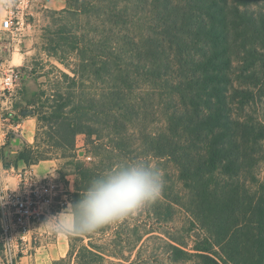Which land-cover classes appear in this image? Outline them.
Masks as SVG:
<instances>
[{"label": "trees", "instance_id": "trees-1", "mask_svg": "<svg viewBox=\"0 0 264 264\" xmlns=\"http://www.w3.org/2000/svg\"><path fill=\"white\" fill-rule=\"evenodd\" d=\"M104 1L110 4L107 13L93 12L108 18L115 32L114 44L103 42L92 48L85 42L82 48H77L79 74L75 78L63 74L70 89L66 94H55L57 99L47 106L50 113L42 117L48 133L61 136V141L54 143L65 152L74 149L80 134L92 142L95 138L104 143L100 149L104 160L99 165L77 168L75 197L79 199L80 192L94 176L113 167L114 158L136 152L131 141L134 135L128 134L129 124L140 114L137 109L143 107L141 103L130 105L127 92L147 87L148 93L138 101H144L146 106L147 101L159 98L167 117L164 128L142 138L145 151L152 159L178 166L179 182L190 191L183 199L192 198V203L187 204L197 208L196 225L206 232L203 242L194 247L197 254L185 251L186 246L176 240L172 247L176 262L198 258L201 264H222L217 255L225 264H264V184L256 174L263 161L264 131H257L255 125L234 115L235 105L240 111L245 109L251 91L229 88L233 72L230 55L235 50L231 47L235 41L244 39L245 44L241 42L240 47L249 53V58L243 57L244 75L239 78L249 85L263 82L255 71L257 49L250 51L246 45L247 40L253 39V46L256 37H264V15H254L248 8L261 0L245 3L240 0L237 8L229 6V0H99V3ZM215 7L222 12L233 10L222 16L223 25H228L232 33L229 30L223 34L226 49L212 52V46L218 47L215 41L219 33L216 23L219 18L212 11ZM80 11L89 14L91 10ZM135 25L140 28L137 37H133ZM211 35L215 38H210ZM108 39H112V34ZM76 42L80 44L77 38ZM227 53L229 57L225 58ZM247 71L249 75H245ZM99 81L108 86L100 93L92 92ZM78 82L82 90L74 92ZM45 96L46 91H41L40 100ZM163 190L160 195L164 199L173 193L166 192L164 196ZM179 199L177 196L173 200L175 204L181 203ZM180 207L188 209L185 203ZM84 252L105 261L101 252L88 249Z\"/></svg>", "mask_w": 264, "mask_h": 264}, {"label": "rangeland", "instance_id": "rangeland-1", "mask_svg": "<svg viewBox=\"0 0 264 264\" xmlns=\"http://www.w3.org/2000/svg\"><path fill=\"white\" fill-rule=\"evenodd\" d=\"M242 2L245 3L247 0ZM242 2L229 0V6L237 8ZM109 6L108 1L99 3V0H83V3L78 0H34L31 10L28 12L26 10L28 20L24 28L15 40L6 42L7 51L3 56V63L7 68L19 72L21 76V82L13 93L5 92L0 83V179L10 189L17 188L20 173L32 169L37 180L47 177L56 179L62 184L61 188L66 190L68 204L75 203L78 200L75 197L77 168L81 165L92 168L104 160V155H100L104 143L101 144L95 138L92 142L85 135L80 134L76 137L73 150L67 149L65 152L64 149L57 148L54 142H60L61 136L48 133L42 117L50 113L47 106L52 105V101L57 99L55 94L59 92L66 94L70 89V83L65 80L63 74L70 78H75L79 74L80 53L77 48H82L81 44L85 42H89L92 48L103 42L114 44L115 32L108 18L104 15L98 17L93 12L94 10L106 12ZM248 8H251L254 15H264V0L258 4H249ZM80 10L91 11L85 14ZM223 10L225 12L216 10V7L212 10L219 18L216 21L219 33L215 41L218 47L212 46L210 48L212 52L226 49L227 45L222 42L223 34L229 30L232 33L228 25H223L222 16H225V13L230 15L229 12L232 13L233 10ZM194 25L197 31L200 30L198 24ZM132 28L133 37L139 36L140 28L136 25ZM110 34L112 39H108ZM76 38L80 44L76 42ZM252 41L253 39L247 40L246 45L250 51L257 49L255 71L263 82L249 85L244 84V79L239 78L244 75L241 73V68L245 64L243 57L249 56V53L240 47L241 42L245 44L244 39L240 42L235 41L231 47L240 53L236 55V51L233 50V55H230L234 73H230L232 83L229 84V88L234 86L240 90L251 91L249 96L251 100L245 109L240 111L238 105H235L234 115L255 125L257 131L262 129L264 131V37L262 35L256 37L253 46ZM227 57L228 53L225 55V58ZM249 70L254 71L251 68ZM245 75H249V72L247 71ZM107 86L99 81L94 84L91 91L99 92ZM81 90L82 84L78 82L74 92ZM133 90L127 92L129 104L139 106L141 103L143 107L137 109L140 114L129 124L128 134L134 135L131 141L136 152L126 156L118 153L121 155L120 158H114L112 163L115 166L131 160L147 161L157 166L162 174L164 196L166 192L173 193L166 199L160 195L159 199L139 211L115 223L104 225L93 233L77 236L55 234L49 241L44 239V235H47L44 234L41 243L36 241L38 248L41 249L37 254L34 253L30 261L25 260L27 263L22 264H201L198 258L176 262V251L172 249L173 245H176V240L186 246L183 247L185 251L197 254L193 251L194 247L203 242L206 232L196 225L198 220L195 217L199 213L197 208L194 209L187 204L192 203V198L183 199L190 195V191H186L179 182L178 166L168 162L161 163L149 157L142 140L147 134L164 128L167 114L163 105H160L162 102H159V98L158 101H147L146 106L144 101H138L139 97L144 98L148 93L147 87L141 86ZM41 91H46L47 96L40 100ZM43 103L46 104L45 108L42 107ZM262 160L256 168V174L260 183L264 184V141ZM255 190L256 188L253 191ZM177 196L181 197L179 205L173 201L177 200ZM59 201L63 205L56 204L51 212L55 210L59 213L68 206L65 201L60 199ZM182 203H185L188 209L180 207ZM156 211L158 214H155ZM46 221H42V226H36L38 232L50 233L44 225ZM87 249L94 253L101 252L105 261L84 252ZM216 257L225 264L224 259L217 255ZM0 264H5L2 252Z\"/></svg>", "mask_w": 264, "mask_h": 264}, {"label": "built area", "instance_id": "built-area-1", "mask_svg": "<svg viewBox=\"0 0 264 264\" xmlns=\"http://www.w3.org/2000/svg\"><path fill=\"white\" fill-rule=\"evenodd\" d=\"M32 2L34 0H0V83L5 92H15L21 82L19 72L7 68L3 63L6 42L15 40L24 28L28 20L26 13L31 10ZM28 170L32 169L20 173L16 189H10L0 179V243L5 264L30 261L34 253L41 249L36 241L41 243L44 234H47L44 239L48 241L55 237L51 231L38 232L36 226H42L43 220L58 214L51 210L56 204L63 205L59 199L68 204L66 190L61 188V183L51 177L37 180L34 170Z\"/></svg>", "mask_w": 264, "mask_h": 264}, {"label": "clouds", "instance_id": "clouds-1", "mask_svg": "<svg viewBox=\"0 0 264 264\" xmlns=\"http://www.w3.org/2000/svg\"><path fill=\"white\" fill-rule=\"evenodd\" d=\"M163 186L157 166L144 160L118 163L94 176L75 203L49 217L44 225L60 236L93 233L155 201Z\"/></svg>", "mask_w": 264, "mask_h": 264}]
</instances>
